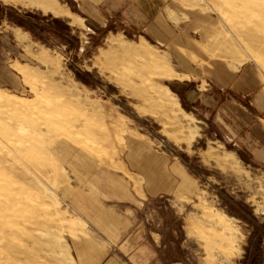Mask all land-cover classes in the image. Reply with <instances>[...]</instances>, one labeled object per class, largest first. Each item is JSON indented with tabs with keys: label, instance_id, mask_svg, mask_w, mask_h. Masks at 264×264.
I'll use <instances>...</instances> for the list:
<instances>
[{
	"label": "rangeland",
	"instance_id": "374dc122",
	"mask_svg": "<svg viewBox=\"0 0 264 264\" xmlns=\"http://www.w3.org/2000/svg\"><path fill=\"white\" fill-rule=\"evenodd\" d=\"M150 2L155 13H141L135 30L103 0H0V264L110 263L105 235L112 229L114 214L104 206L114 205V197L91 196L85 204L91 215L78 207L58 189L65 178L63 168L74 193H90L71 165L60 164L55 154L64 156L69 140L83 143L71 146L84 157L85 164L77 167L101 174L117 188L126 139L138 133L154 152L174 156V165L182 166L189 177L182 194L177 195L178 177L171 191L149 200L153 206H164L161 218L153 219L166 244H160L159 254L152 250L155 264L175 257L182 264H264L262 159L228 140L234 135L225 133V116L213 118L217 125L205 128V120L185 113L164 84L167 57L137 40L143 36L164 50L159 37L149 32L159 31L165 6L170 28L192 26L191 46L204 37L207 54L198 50V67L205 66L203 61H219L229 68L243 62L260 75L264 100V0ZM119 3L115 1L113 8ZM53 14L79 25L83 21L88 29L72 27ZM146 23L153 28L143 29ZM14 26L30 35L26 52L19 45L21 30ZM14 32H19L15 41ZM10 62H17L14 66L23 79L8 67ZM32 130L41 132L42 141H32ZM122 134L120 162L105 165L91 152L90 148L103 161H111L121 150ZM212 138L233 150L243 164L212 144ZM205 211L232 219L241 236L236 255L224 248L211 254L204 249L195 232L220 230Z\"/></svg>",
	"mask_w": 264,
	"mask_h": 264
},
{
	"label": "crops",
	"instance_id": "0c3cea01",
	"mask_svg": "<svg viewBox=\"0 0 264 264\" xmlns=\"http://www.w3.org/2000/svg\"><path fill=\"white\" fill-rule=\"evenodd\" d=\"M115 1H120L119 8H113L112 4ZM142 1L103 0V3L110 4L109 9L115 14L122 15L120 17L121 20L128 27L136 30L139 28L138 23L143 19L141 13H144L145 17L153 16L155 13L151 0ZM76 5L78 6V3ZM147 11L152 13L147 14ZM71 12L76 14L73 11ZM53 17H60L72 27L88 29L83 21V25L73 23L72 18L63 14H53ZM162 19L158 32H153L150 29L153 27L147 23L145 28L143 26V29L149 27L151 30L149 32L150 37L154 38V35L159 37L160 43L164 45V50L150 44L143 36H139L137 40L138 43L142 40L146 41L151 47L158 49L167 57L169 68L167 71L168 77L165 78L164 84L175 95L179 104L184 106L183 108L180 105L181 109L186 111L185 113L190 112L187 114L192 117L194 115L197 120L198 117L205 120V128L211 123L217 125L213 118L217 119L225 116L227 118L225 133L226 135L228 133L234 135L228 140L238 143L242 150H250L251 152L249 153H251L252 157L262 159L261 163L264 164V100L260 95L262 88L260 75L250 66L241 65L243 62L236 67L229 68L226 64H222L219 61H210L209 64H206L208 61H203L205 66L198 67L194 63L195 61H198L200 65L202 63V59L198 58V50L207 54L203 46V43H205L204 37L200 35L201 43L193 47L191 46L192 40L189 38L190 31H192L191 25H183L176 30L170 28L168 22L170 20L169 11H167L165 6L162 12ZM12 28L21 30V44H18L25 50L26 37L30 36L28 31L21 26ZM18 33L14 32V41ZM109 33L112 32L107 34ZM83 46L81 45V50H83ZM11 63H8V67L15 73H20L14 66L17 62L12 65ZM20 65L25 64L20 63ZM10 75L14 74L11 72ZM20 76L23 79L22 73H20ZM120 115L117 114L115 116L118 121H120ZM123 134L121 135V150L117 157H113L111 161H103L90 148L91 152L105 165L113 166L114 162H120L121 152L124 148ZM141 135L144 134L138 133L137 138L131 136L126 139L124 165L123 169L120 170L122 177L117 188L115 185L109 184L108 179L101 174L92 173L89 168L77 167L79 166L78 164H85L84 157L82 153L73 150L71 146L83 143L69 140L67 141L65 155L58 156V154H55L60 164L67 162L71 165L76 177L82 185L87 187L90 193L89 197L74 193L75 188L70 183L66 169L62 167L65 178L59 184L58 189L62 190L64 195H67L78 207L85 208L89 214L90 207L85 204L90 203L91 196L103 194L104 199L114 197V205L104 206L112 210L114 218H112V229L105 235L109 246L105 254L108 255L110 263L102 264H116L118 262L121 264H155V252L152 250H156L159 254L161 252L160 244H163L161 247L166 244L162 240L161 230L158 229L153 219L161 218L162 212L159 210L163 209L164 206L160 204L153 206L149 204V200L155 197H162V194L171 191L178 177L181 180V185L177 195L182 194L189 178L182 166L174 165L176 162L174 161V156L169 158L165 153L154 152L153 145L146 138L140 139ZM213 136L215 135L213 134ZM208 140L212 144L219 146L222 151L233 154L243 164L238 155L233 150L225 149L219 140L215 138ZM226 140L224 139L223 141L225 142ZM128 186H130L131 192H128ZM167 207H169L168 204L166 205ZM204 215L210 217L220 226V230L212 228L195 232L196 236L203 241L204 249L211 254L218 248H224L227 252L236 255L238 250H240L241 236L233 227L232 219L209 211H205ZM73 245L76 247V242H73ZM156 259L159 261L161 258L158 255ZM81 264L88 263L84 261ZM166 264L182 263L175 257Z\"/></svg>",
	"mask_w": 264,
	"mask_h": 264
},
{
	"label": "bare ground",
	"instance_id": "6f19581e",
	"mask_svg": "<svg viewBox=\"0 0 264 264\" xmlns=\"http://www.w3.org/2000/svg\"><path fill=\"white\" fill-rule=\"evenodd\" d=\"M42 135H41V132H39V131H35V130H32V135H31V139H32V141L34 142V141H36V142H40V141H42V137H41ZM60 142V141H59ZM59 145H61V146H63V143L61 142V143H59ZM65 154V153H64Z\"/></svg>",
	"mask_w": 264,
	"mask_h": 264
}]
</instances>
